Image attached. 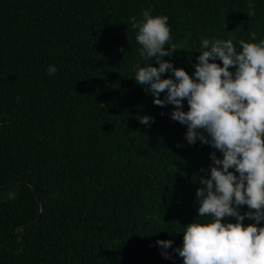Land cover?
I'll return each mask as SVG.
<instances>
[{"label": "trees", "instance_id": "trees-1", "mask_svg": "<svg viewBox=\"0 0 264 264\" xmlns=\"http://www.w3.org/2000/svg\"><path fill=\"white\" fill-rule=\"evenodd\" d=\"M148 8L189 74L201 38L264 39V0H0V264H182L215 150L133 80L150 61L128 20Z\"/></svg>", "mask_w": 264, "mask_h": 264}, {"label": "clouds", "instance_id": "clouds-1", "mask_svg": "<svg viewBox=\"0 0 264 264\" xmlns=\"http://www.w3.org/2000/svg\"><path fill=\"white\" fill-rule=\"evenodd\" d=\"M140 17L128 23L139 57L150 63H138L133 80L154 105L172 106L169 117L185 127L187 145L199 141L215 150L207 175L198 177L196 216L182 226L181 245L172 251L182 264H264V39L234 44L201 38L189 74L163 59L177 50L169 17L153 15L151 8ZM57 71L55 65L47 68L49 75ZM139 122L150 126L154 118L143 115ZM241 206L247 209L241 212ZM245 218L252 223L244 224ZM155 243L168 259L173 241Z\"/></svg>", "mask_w": 264, "mask_h": 264}]
</instances>
